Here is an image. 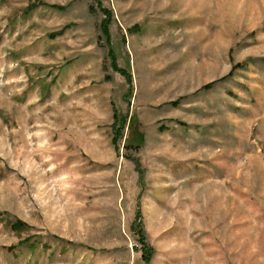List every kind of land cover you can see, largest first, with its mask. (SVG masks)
I'll return each instance as SVG.
<instances>
[{
  "label": "rangeland",
  "instance_id": "374dc122",
  "mask_svg": "<svg viewBox=\"0 0 264 264\" xmlns=\"http://www.w3.org/2000/svg\"><path fill=\"white\" fill-rule=\"evenodd\" d=\"M0 264H264V0H0Z\"/></svg>",
  "mask_w": 264,
  "mask_h": 264
},
{
  "label": "trees",
  "instance_id": "16d2710c",
  "mask_svg": "<svg viewBox=\"0 0 264 264\" xmlns=\"http://www.w3.org/2000/svg\"><path fill=\"white\" fill-rule=\"evenodd\" d=\"M103 10H104V13L107 15V18H105L103 20L101 27H102V31H103L104 36L107 37V39L109 40L108 24H110L111 21H109L108 18H110V13L105 9H103ZM110 55H111V58L113 60V62H112L113 67L117 68V65L114 63V58H113V55L111 54V52H110ZM120 71L123 74H126L124 71H122V70H120ZM211 87H212V84H209V85H206L204 87V89H209ZM137 166L139 168V171H141V166H140V163L138 161H137ZM142 181H143V175H140V183L141 184H143ZM140 215H141V213H140V211H138L137 217H141ZM26 226L27 225L24 222L17 220L15 223H13L12 228L14 230L19 229V231H21L23 229L25 230ZM135 232L138 235L139 241H140L141 246H142V259H143V261L149 263L152 256H153L154 250L146 243V236H145V233L143 231L142 221L137 224V228L135 229ZM25 244H27V243L21 242V244H19L18 246H20V245L24 246ZM12 249H14V248H12Z\"/></svg>",
  "mask_w": 264,
  "mask_h": 264
}]
</instances>
